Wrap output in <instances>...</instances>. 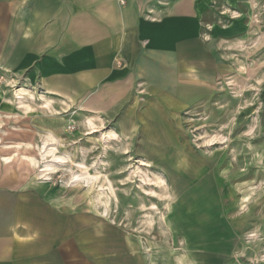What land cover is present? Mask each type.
I'll return each mask as SVG.
<instances>
[{"label":"crops","instance_id":"obj_1","mask_svg":"<svg viewBox=\"0 0 264 264\" xmlns=\"http://www.w3.org/2000/svg\"><path fill=\"white\" fill-rule=\"evenodd\" d=\"M237 61L251 79L245 90L262 98L247 157L264 165V0H0V74L25 79L55 106L117 117L118 135L173 175L169 221L183 241L177 254L152 257L125 249L123 237L93 238L88 215L76 219L45 185L41 197H0V264H125L133 256L135 264H264L261 251L237 240L220 170L179 144V127L200 119L210 96L237 92ZM230 105L211 106L237 109ZM258 174L264 180V166Z\"/></svg>","mask_w":264,"mask_h":264},{"label":"rangeland","instance_id":"obj_2","mask_svg":"<svg viewBox=\"0 0 264 264\" xmlns=\"http://www.w3.org/2000/svg\"><path fill=\"white\" fill-rule=\"evenodd\" d=\"M247 72L237 61V77L232 79L237 92L210 96L204 115L179 127V144L203 154L205 165L220 170L226 214L238 228L237 240L264 255V180L258 174L264 165L247 157L251 145L258 143L255 131L261 127L262 110L257 107L262 98L259 91L245 90L243 81H251ZM227 82L221 79L220 85ZM233 101L235 111L211 106L228 102L231 107ZM53 102L25 79L0 74V183L31 184L16 189L0 186V197H41L45 190L38 187L47 185L66 203L62 209L75 211L78 220L89 216L86 230L93 238L99 233L123 237L125 249L135 250L137 245L152 257L181 251L183 241L174 236L169 221L177 191L171 188L173 175L163 172V159L140 156V142L118 135L117 117L104 122L82 105L79 109L80 105ZM58 157L60 164L51 160ZM48 162L51 169L44 170ZM249 234L254 235L250 241ZM242 262L248 264L245 258ZM125 264H135V256L126 257Z\"/></svg>","mask_w":264,"mask_h":264},{"label":"bare ground","instance_id":"obj_3","mask_svg":"<svg viewBox=\"0 0 264 264\" xmlns=\"http://www.w3.org/2000/svg\"><path fill=\"white\" fill-rule=\"evenodd\" d=\"M4 107V106H3ZM7 107H9V106H7ZM53 139V138H52ZM46 148V147H45ZM44 149V148H43ZM48 149H50V148H48ZM46 150V149H45ZM51 151V150H50ZM42 153V152H41ZM52 153V152H51ZM44 154H47V153H44ZM48 154H50V153H48ZM14 155V154H13ZM42 155V154H41ZM53 155V154H52ZM55 156V155H54ZM43 157V156H42ZM9 158V157H8ZM29 159H31L30 157H28ZM34 158V157H33ZM52 158H53V156H52ZM26 159V158H25ZM4 160H6V159H4ZM51 160H55L56 161V163L58 162H60V163H62L63 162V160H62V158H56V159H51ZM32 161H33V159H32ZM50 161V160H49ZM30 162V161H29ZM34 162V161H33ZM54 162V161H53ZM55 163V162H54ZM59 163V164H60ZM30 164V163H29ZM43 165V164H42ZM51 162H48V164H44V170H50L51 169ZM54 172H55V170H53ZM43 172V171H42ZM44 173V172H43ZM48 173V172H47ZM45 176V175H44ZM48 177V176H47ZM73 177V179L72 180H76L78 177L77 176H72ZM90 179H93V177H91V176H88ZM84 180L86 179V178H83ZM82 179V180H83ZM78 180V179H77ZM89 180V179H88ZM88 180H87V182L86 183H88L89 184V182H88ZM91 181V180H90Z\"/></svg>","mask_w":264,"mask_h":264},{"label":"built area","instance_id":"obj_4","mask_svg":"<svg viewBox=\"0 0 264 264\" xmlns=\"http://www.w3.org/2000/svg\"><path fill=\"white\" fill-rule=\"evenodd\" d=\"M252 237H254L253 234H249V235H248V238H249V239L252 238Z\"/></svg>","mask_w":264,"mask_h":264}]
</instances>
